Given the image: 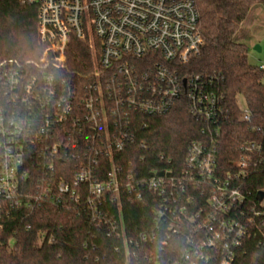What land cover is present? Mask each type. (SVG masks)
Returning a JSON list of instances; mask_svg holds the SVG:
<instances>
[{
    "label": "built area",
    "instance_id": "1",
    "mask_svg": "<svg viewBox=\"0 0 264 264\" xmlns=\"http://www.w3.org/2000/svg\"><path fill=\"white\" fill-rule=\"evenodd\" d=\"M21 1L38 4L43 50L34 70L0 63V220L45 203L81 209L118 240L126 264L143 252L154 258L146 244L158 243L164 255L176 238L182 252L174 264H232L249 241L262 244L264 198L251 200L244 188L262 164V146L242 144L239 159L222 170L224 96L212 78L180 71L205 44L196 0ZM74 39L94 56L77 84L59 74ZM182 103L202 124L184 166L163 155L126 161L127 152L149 149L139 139L145 117ZM241 110L250 122L248 107ZM150 195L152 224L128 229L125 203Z\"/></svg>",
    "mask_w": 264,
    "mask_h": 264
},
{
    "label": "trees",
    "instance_id": "2",
    "mask_svg": "<svg viewBox=\"0 0 264 264\" xmlns=\"http://www.w3.org/2000/svg\"><path fill=\"white\" fill-rule=\"evenodd\" d=\"M196 2L205 44L201 53L181 66L180 71L212 78L215 88L224 96L228 118L222 126L218 150V165L222 170H230L239 159L242 144L256 142L262 146V164L244 183L246 193L255 200L256 194L264 191V71L250 63L247 44L236 38L248 14L257 5L264 7V0ZM37 20L38 4L0 0V63L14 60L34 70V63L43 50L37 39ZM93 57L85 42L74 39L66 67L59 70L60 76L77 84L92 72ZM241 96L250 111V122L243 120ZM145 119L149 127L139 132V139L145 141L149 149L136 154L127 152L126 161L138 163L145 154V164L154 163L163 155L175 167L184 166L190 144L202 139V124L192 117L186 104H178L164 116ZM138 176L145 175L138 173ZM151 199L150 195L140 201L127 200L123 219L128 229L141 230L152 224ZM1 221L4 226L0 230L3 241L0 264H126L124 255L115 252L118 240L108 238L106 230L88 222L81 209L45 203L34 209H15L10 218ZM176 240L165 248L164 255L158 243L143 245L144 249L154 252L155 257L150 258L143 252L129 264H174L182 252L175 245ZM246 248L247 253L239 254L232 264H264V238L262 244L257 240L249 241Z\"/></svg>",
    "mask_w": 264,
    "mask_h": 264
},
{
    "label": "rangeland",
    "instance_id": "3",
    "mask_svg": "<svg viewBox=\"0 0 264 264\" xmlns=\"http://www.w3.org/2000/svg\"><path fill=\"white\" fill-rule=\"evenodd\" d=\"M236 39L247 44L251 64L255 66L264 64V7L262 5H257L251 10ZM239 104L241 108L246 107L242 96L239 97Z\"/></svg>",
    "mask_w": 264,
    "mask_h": 264
},
{
    "label": "water",
    "instance_id": "4",
    "mask_svg": "<svg viewBox=\"0 0 264 264\" xmlns=\"http://www.w3.org/2000/svg\"><path fill=\"white\" fill-rule=\"evenodd\" d=\"M257 197L259 200H262L264 198V191H259Z\"/></svg>",
    "mask_w": 264,
    "mask_h": 264
}]
</instances>
